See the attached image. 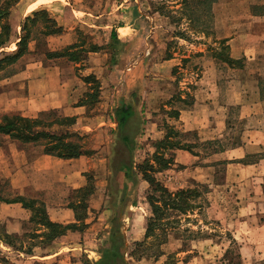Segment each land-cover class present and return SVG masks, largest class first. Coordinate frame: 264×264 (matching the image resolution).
<instances>
[{"label":"rangeland","instance_id":"1","mask_svg":"<svg viewBox=\"0 0 264 264\" xmlns=\"http://www.w3.org/2000/svg\"><path fill=\"white\" fill-rule=\"evenodd\" d=\"M10 1L12 5L9 6ZM202 1L0 0V34L4 24L11 27L10 42L0 48V61L6 53L17 50L21 24L35 11L46 10L64 30L61 35L46 40L41 37L30 40L27 55L15 65L0 66V83L24 71L33 61L45 59L46 50H61L76 42H85L86 47L92 43L103 47L99 51L100 59H95L100 68L96 70L97 74L88 70L89 54L75 68L80 99L88 103L79 124L71 128L72 132L80 134L81 144L88 151L76 163L82 170L84 185L76 188V183L69 181L66 186L61 184L51 196L54 206L68 208L82 200L79 190L91 183L94 193L87 201L86 219L75 222L76 225L49 243L42 236L44 229L31 220L34 216L30 211V221L24 223L23 233L11 234L20 238L21 251L0 240V264L95 263L111 245L112 220L115 218L121 222L126 242L124 255L129 264H264V238L256 229L258 223L264 221V183L261 189L258 184L255 185L257 189L237 184L227 186L224 184V167L220 163L213 168L212 184L199 183L204 187H200L201 197L192 200L193 208L185 213L171 211L165 218L168 222L166 232L157 231L144 246L138 247L136 244L145 239L148 219L153 216L148 201L152 189L139 174L129 182L126 193L129 192L130 197L126 198L121 191L122 173L116 172L121 160L129 158L119 142L114 121L115 111L122 102L134 103L138 112L136 128L139 131L131 155L133 169L156 152L155 144L169 132L166 126H173L180 134L172 135V142L182 141L191 146L192 151H167V157L173 155V164L155 174L158 182L170 192L195 188L198 173L195 167L204 166L207 154L240 142L242 133L238 126L228 139L211 143L202 141L196 131L186 129L179 117L175 120L170 116L171 110H178V99L185 96L184 91L194 90L199 68H203L213 55L228 54L227 40L216 32L212 8L208 16ZM195 17L201 28H194ZM122 26L135 35L128 40L117 37L121 42L118 44L111 36L113 32L117 36L126 34V31L116 32ZM168 56L186 61L181 62V69L174 71L175 68L165 61ZM216 60L218 65H225L220 59ZM88 76H94L97 82L92 79L90 83L85 82ZM188 98L192 99L190 93L185 96ZM16 111L0 113V117L19 113ZM51 111H55L56 116H63L60 111ZM0 139V144L7 141L4 137ZM30 148L33 154L38 151L34 146ZM182 151H188L190 155L184 157ZM203 174L202 178H205V170ZM252 190L254 193L249 198ZM17 195L12 183L0 176V196L11 199ZM25 196L42 201L47 198L40 193L32 194L31 190ZM4 233L8 232L0 222V236ZM62 247H67L64 253L51 259L50 256ZM73 247L77 249H71ZM28 251L32 253H26Z\"/></svg>","mask_w":264,"mask_h":264},{"label":"crops","instance_id":"2","mask_svg":"<svg viewBox=\"0 0 264 264\" xmlns=\"http://www.w3.org/2000/svg\"><path fill=\"white\" fill-rule=\"evenodd\" d=\"M212 11L216 32L227 40L230 59L241 61L242 65L234 67L225 63L220 66L213 55L203 68H199L194 90L184 91L185 96L190 93L193 102L188 105L180 101L179 121L186 129L196 131L202 141L228 139L237 126L242 137L237 144L208 153L204 166L195 167L198 171L195 180L198 184H212L213 168L221 163L225 185L237 184L255 189L258 184L261 189L264 183V0H215ZM122 31L126 34L118 35L120 40H128L135 35L132 30L128 32L126 26L116 30L117 33ZM100 55L99 52L89 53L88 70L91 73L97 74L96 70L100 69L95 60H99ZM165 61L168 66L181 69V62L186 60L171 56ZM76 67L78 64L61 58L33 61L24 71L0 83V113L17 110L32 117L56 110L63 116L76 117L78 123L88 104L80 99L81 94L76 87L80 85ZM185 96L181 98L184 100ZM1 137L7 140L0 144L2 179L9 180L18 195L25 196L29 190L32 194L45 195L47 198L43 202L52 222L62 225L75 223L73 209L54 206L51 196L56 194L61 184L66 186L69 181L76 183V188L84 185L82 170L76 164L82 157L59 159L46 155L42 146L23 144L6 135ZM32 146L38 148L34 154L30 152ZM181 155L185 157L190 153L182 151ZM246 159L250 161L246 162ZM203 170L205 178H202ZM252 191L248 193L249 198L254 193ZM30 217V211L21 203L0 201V222L9 234H22L23 225L30 221ZM256 229L264 238V221L258 223ZM65 249L67 247L57 249L50 258H59ZM71 249L76 250L77 247ZM64 263L83 264L81 261Z\"/></svg>","mask_w":264,"mask_h":264},{"label":"trees","instance_id":"3","mask_svg":"<svg viewBox=\"0 0 264 264\" xmlns=\"http://www.w3.org/2000/svg\"><path fill=\"white\" fill-rule=\"evenodd\" d=\"M214 1L215 0L202 1L206 6V8L204 7V11L206 10L208 16L211 14L210 11ZM8 5H12V2H8ZM7 14L8 12L6 10V15ZM192 16L194 17V15ZM197 20L198 17H195L193 20L196 23L194 28H201ZM63 32V28L46 10L33 12L30 16H27L21 24V34L16 44L17 50L9 54L6 53L4 58L0 61V66L3 64H5V66L15 65L21 58L27 55L29 53L28 45L30 40H37L40 37L46 40L50 36L61 35ZM10 38L11 27L9 24H4L0 34V48L8 44ZM111 38L118 44L121 43L117 39L115 32L112 33ZM84 43L85 42H76L57 51L46 50L44 55L47 59L66 58L70 62L79 64L86 60L89 53L99 52L103 49L102 46L93 43L90 44L89 47H86ZM226 49L228 50L227 46ZM169 58H171V56H168V59ZM216 58L230 66L238 67L242 65L241 61L230 59L228 54H218ZM176 69H174V71ZM91 79L97 82L94 76H88L84 81L90 83L89 81ZM178 101H183L189 105L193 102V99L188 98L183 100L179 98ZM84 103L88 104L87 102ZM135 106L134 103L128 104L122 102L115 111L114 121L117 123L119 142L123 144L125 151L129 155L127 160H121L120 166L116 169V172L122 173L123 181L121 191L126 198L130 197V193H126L129 182H133L139 174L150 184L152 189L151 194L148 196V201L152 208L153 216L148 219L144 241L136 244L138 247H142L149 238L156 235L155 233L157 231L166 232L165 227L168 222H165V218L170 216L171 211L185 213L193 208L191 206L192 200L201 197L202 192L200 191V187H204V185L197 183L195 188L183 189L173 193L155 178L157 172L168 169L173 164V155L167 157V151H192L191 146H186L182 141L172 142V135H180L179 132H175L173 126H166L169 132L162 140L155 144L156 152L148 157L143 164L137 165L136 168L133 169L134 163L131 158L132 152L134 151L133 142L135 135L139 131L138 127L136 128L138 125V112ZM55 113V111L41 112L36 117H27L20 113L4 114L0 117V135L9 136L11 139L23 144L42 146L46 155L59 159H78L86 155L88 151L85 150L83 144H81L82 137L80 134L71 131V128L77 123V118L56 116L57 113ZM170 116L175 120L178 119L179 110H171ZM135 129L136 132L134 133ZM249 161L250 160L247 161L246 159V162ZM79 191L82 193V200L70 206L75 213L76 222H81L86 219L84 217L88 214L87 201L94 193V187H92L90 183V185L88 184V186ZM0 201L7 204L21 203L24 208L31 211L34 216L31 220L34 221L38 227L44 229L42 236H44L46 238L45 241L49 243L62 236L67 229L76 225V223L62 225L52 222L49 219L46 204L42 200L36 198H27L17 195L9 199L0 196ZM110 238L111 245L103 252L102 259L95 263L86 262V264H129L124 255V249L126 247L125 236L121 232V222H119L117 218L112 220ZM0 240L6 245L21 251V248L18 246L19 237L4 233L3 236H0ZM26 253L31 254L32 251ZM229 254L231 255V252H229Z\"/></svg>","mask_w":264,"mask_h":264},{"label":"water","instance_id":"4","mask_svg":"<svg viewBox=\"0 0 264 264\" xmlns=\"http://www.w3.org/2000/svg\"><path fill=\"white\" fill-rule=\"evenodd\" d=\"M121 214H122V212H121Z\"/></svg>","mask_w":264,"mask_h":264}]
</instances>
